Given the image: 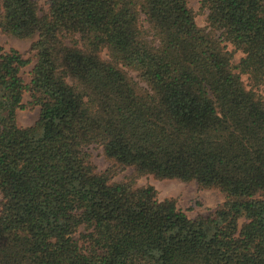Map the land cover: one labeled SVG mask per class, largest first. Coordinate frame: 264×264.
<instances>
[{
  "label": "trees",
  "instance_id": "obj_1",
  "mask_svg": "<svg viewBox=\"0 0 264 264\" xmlns=\"http://www.w3.org/2000/svg\"><path fill=\"white\" fill-rule=\"evenodd\" d=\"M200 6L206 27L188 0H0V30L36 36L29 83L0 46V264H264V0ZM146 174L224 200L191 218Z\"/></svg>",
  "mask_w": 264,
  "mask_h": 264
},
{
  "label": "rangeland",
  "instance_id": "obj_2",
  "mask_svg": "<svg viewBox=\"0 0 264 264\" xmlns=\"http://www.w3.org/2000/svg\"><path fill=\"white\" fill-rule=\"evenodd\" d=\"M39 7V13L43 14L47 11L48 0H36ZM188 6L195 14V21L201 27L207 26V12L200 6V0H188ZM36 39L32 38H17L13 35L3 33L0 30V46L8 50L11 48L17 49L24 55L25 58L31 59V62L22 68L21 76L26 83L30 82V70L34 63L33 52L31 51V44ZM228 50L233 51V63L237 64L243 53L240 50H235L231 44H227ZM103 57L106 54L102 53ZM132 76L136 75L130 72ZM242 80L249 87V80L246 74L241 75ZM264 96V91H260ZM29 100L28 92L23 93V102L26 104ZM38 107L27 105L23 109L17 111V122L22 127H28L35 123L38 118ZM91 153V160L98 171H103L111 166V161L105 157L103 149L100 146H91L89 148ZM132 168L118 169L114 174L113 181L125 180L133 173ZM152 185L157 190L159 199L172 197L176 200L177 206L184 211L189 217L194 218L199 215H207L215 209L224 200V195L215 188H201L194 181H182L179 179H160L152 174H146L136 178V186ZM241 222V221H240Z\"/></svg>",
  "mask_w": 264,
  "mask_h": 264
}]
</instances>
